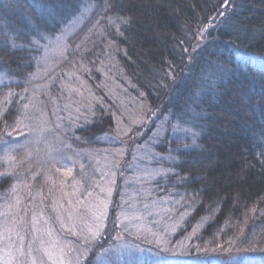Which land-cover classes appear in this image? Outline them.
I'll use <instances>...</instances> for the list:
<instances>
[{
	"label": "trees",
	"instance_id": "obj_1",
	"mask_svg": "<svg viewBox=\"0 0 264 264\" xmlns=\"http://www.w3.org/2000/svg\"><path fill=\"white\" fill-rule=\"evenodd\" d=\"M224 4L0 0V73L7 79L0 84V158L10 154L14 161L7 168L0 160V196L18 198L17 189L28 187L44 199L58 187L55 168L62 162L86 168V155L99 151L97 157L116 158L129 182L136 170H160L143 184L176 202L178 227L163 235L169 249L176 246L175 260L149 251L144 263L264 264V0ZM74 22L68 54L47 72V38ZM46 83L50 95L37 97L49 130L20 147L34 128L26 132L18 115L25 109L29 117L37 105L32 90ZM67 110L74 117L66 118ZM118 118L126 125L121 135ZM148 136L152 159L138 151ZM114 138L125 144L112 145ZM25 210L18 203L11 216L25 217ZM115 228L105 222L106 233ZM97 236L89 264L103 257L98 250L114 251L112 236ZM217 256L222 261L214 262Z\"/></svg>",
	"mask_w": 264,
	"mask_h": 264
},
{
	"label": "rangeland",
	"instance_id": "obj_2",
	"mask_svg": "<svg viewBox=\"0 0 264 264\" xmlns=\"http://www.w3.org/2000/svg\"><path fill=\"white\" fill-rule=\"evenodd\" d=\"M76 26L77 22H74L61 34L47 38L46 50L43 54L49 65L47 72L51 66H57L62 57L68 54L66 38ZM46 71L40 75L45 74ZM6 81L5 74L0 73V84L6 83ZM51 89L52 86L49 83L38 85L36 91L32 90L33 94L30 99H36L38 93L49 96ZM36 103V108H32L31 113L28 114L27 109L29 117L23 114L25 109L22 114L18 115L20 116L19 126L26 127V132L31 127L34 128L33 135L28 137L26 135L25 141H21L20 147L29 143L30 137L37 138L39 136L42 140L44 138L42 135L49 130L46 124L50 117H47L48 114L39 97H37ZM66 106L67 104H65ZM65 117L72 118L74 114L67 110ZM123 118H125L124 114ZM120 120L118 118L115 125L116 134L119 133V135L121 132L125 133L123 129L126 127L123 123L122 126H119ZM58 125L59 122L55 127ZM38 127L41 128V132L37 131ZM14 139L16 138L13 137L10 140ZM150 139L153 140V136H148L146 140L141 141L142 144L138 148L141 155L144 153L147 159H152L153 153L151 145L148 144L151 142L148 141ZM116 142H119L120 145L125 144L123 138H114L110 143L114 145L113 143ZM47 153L50 154L47 156L50 161L56 164L59 162L58 157L54 156V151L50 150ZM99 154L98 151L92 155L94 157L86 155L87 160L91 162L87 164L86 168L83 163L72 168L66 162H62L54 170L57 174L55 177H57L58 187H55L54 192L44 199L34 197L35 193L28 187L23 190L20 187L17 189V191H22L18 198L4 199L0 196V205L3 207L1 208L3 211H0V264H14L15 261V264H33V261L35 264H89V260H91L89 256L95 245V242L92 241L94 233L100 235L97 237L107 235L116 240L113 242L114 251L107 255L97 249L98 255L103 256L104 264H111V261L119 264H146L144 261H147L151 256L149 251H153L152 253L155 254L160 251L159 256H162L164 252L168 253L169 257H163L173 263L175 259L171 256L174 255L176 246L169 249L163 235L164 232L170 235L178 227L172 219V216H179L174 214L176 202L167 201L164 197L158 198L151 194L150 189L143 184L149 183L160 174L162 175L163 172H159L160 170L155 172L136 170L131 173L133 180L129 182L127 172L119 170V164H114L113 161L116 158L110 155L97 157ZM118 155L122 157L123 153ZM11 157L10 154H4L0 158L7 168H10L14 162ZM138 157L140 159L139 155ZM74 160L76 159L74 158ZM69 172L70 175L67 174ZM1 176L2 172L0 171V178ZM116 178H118V182L115 181ZM16 186H20V184H16ZM112 196L115 197L111 198ZM51 200L55 203L51 204ZM18 203L24 204L26 215L16 219L11 216V213H14L13 210L18 206ZM57 203H59L58 206H56ZM60 203L64 204L62 213H59L57 209L62 207ZM38 207L39 211H36ZM4 214H6L5 217H3ZM10 217L11 219H9ZM105 222L107 225L111 222L113 226H117V229L106 233ZM78 234L89 237L78 238L80 237ZM174 244L171 241V245ZM95 258L93 264H101V261L97 257ZM213 261H222L221 256L213 258Z\"/></svg>",
	"mask_w": 264,
	"mask_h": 264
},
{
	"label": "snow or ice",
	"instance_id": "obj_3",
	"mask_svg": "<svg viewBox=\"0 0 264 264\" xmlns=\"http://www.w3.org/2000/svg\"><path fill=\"white\" fill-rule=\"evenodd\" d=\"M228 3H229V0H225V4H224L225 8L228 6ZM220 15H224V13L221 12ZM67 174L70 175L71 173L69 172V173H67ZM94 235H95V233H94ZM97 259L101 261V264H104V259H103V257H97ZM33 264H35V261H33Z\"/></svg>",
	"mask_w": 264,
	"mask_h": 264
}]
</instances>
